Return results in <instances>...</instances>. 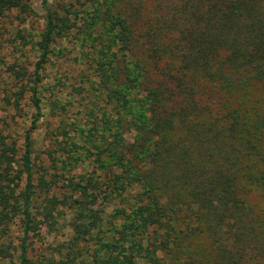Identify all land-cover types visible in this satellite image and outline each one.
I'll return each instance as SVG.
<instances>
[{"label": "trees", "instance_id": "trees-1", "mask_svg": "<svg viewBox=\"0 0 264 264\" xmlns=\"http://www.w3.org/2000/svg\"><path fill=\"white\" fill-rule=\"evenodd\" d=\"M77 1L47 9L36 77L72 37L90 71L85 125L57 96L48 163L30 135L19 159L0 155V222L20 219L21 264L61 205L72 235L41 264H264V0ZM29 2L0 0V16Z\"/></svg>", "mask_w": 264, "mask_h": 264}, {"label": "rangeland", "instance_id": "rangeland-1", "mask_svg": "<svg viewBox=\"0 0 264 264\" xmlns=\"http://www.w3.org/2000/svg\"><path fill=\"white\" fill-rule=\"evenodd\" d=\"M29 1L34 13L21 14L13 10L0 16V155L6 146L15 147L18 152L16 160L19 159L26 150V137L30 135L36 157L47 164V154L52 148L51 132L60 125V119L49 114V105L57 96L63 102L72 101L65 116L66 121L72 123L77 120L85 125L84 106L80 103L87 95L86 89L90 84L85 75L90 71L88 64L78 60L79 50L74 39H59L52 46L55 51L40 71V82H37V63L42 55L39 42L46 29L47 9L64 15L66 8L82 7L77 0H47L46 5L45 0ZM143 1L146 11L159 9L156 0ZM36 84L40 91L43 115L35 125L33 121L38 110L33 104L31 89ZM52 91H55L56 96ZM134 136L132 129L126 130L125 138L128 142H132ZM9 154L12 155L11 152ZM17 174L18 165L14 164V169L10 170V179L15 182L10 184L19 193L25 187L26 178L22 176L19 180ZM69 185L71 187L67 182L65 187ZM59 207L62 216H58L51 226H43L41 237H31L28 240V256L32 264H41L51 257L55 254L54 249L66 243L72 235V214L62 205ZM23 237L19 218L14 219L7 227L0 222V264H21Z\"/></svg>", "mask_w": 264, "mask_h": 264}]
</instances>
